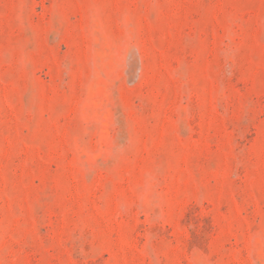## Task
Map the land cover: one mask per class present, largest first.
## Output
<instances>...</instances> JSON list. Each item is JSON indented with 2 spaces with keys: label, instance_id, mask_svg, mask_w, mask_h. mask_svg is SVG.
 <instances>
[{
  "label": "rangeland",
  "instance_id": "1",
  "mask_svg": "<svg viewBox=\"0 0 264 264\" xmlns=\"http://www.w3.org/2000/svg\"><path fill=\"white\" fill-rule=\"evenodd\" d=\"M0 264H264V0H0Z\"/></svg>",
  "mask_w": 264,
  "mask_h": 264
}]
</instances>
